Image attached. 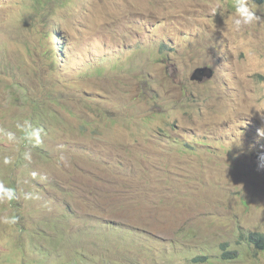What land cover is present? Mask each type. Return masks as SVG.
Returning <instances> with one entry per match:
<instances>
[{
    "label": "rangeland",
    "instance_id": "obj_1",
    "mask_svg": "<svg viewBox=\"0 0 264 264\" xmlns=\"http://www.w3.org/2000/svg\"><path fill=\"white\" fill-rule=\"evenodd\" d=\"M233 2L0 0V127L45 130L31 162L0 138L42 196L0 203V264H264V2L240 32Z\"/></svg>",
    "mask_w": 264,
    "mask_h": 264
},
{
    "label": "clouds",
    "instance_id": "obj_2",
    "mask_svg": "<svg viewBox=\"0 0 264 264\" xmlns=\"http://www.w3.org/2000/svg\"><path fill=\"white\" fill-rule=\"evenodd\" d=\"M221 7L222 5L218 3L213 9V13H215L217 9H221ZM233 7L234 11L232 13L231 20V27L233 31L240 32L245 27L261 21V16L257 15V5L253 3V0H234ZM209 68H211L215 74L214 69L212 67ZM213 76L210 79H212ZM210 79H205L201 83L209 81ZM258 113L260 114L261 120L264 121V111ZM15 127L17 131L10 130L6 127H0V138L5 140L9 145L12 146H18L20 144L25 145L27 150L23 151L22 153L23 159L31 162L32 149L43 144L45 130L42 127L35 126L30 119H24L22 123L18 122ZM17 132H19V135L17 134ZM257 134L260 137H264V128L258 129ZM60 147L63 148V145H61ZM15 159L16 156L14 155H3L2 157H0V163L4 165H13ZM61 159H63V154L61 155ZM258 167L264 168V153L258 155ZM30 176L33 180H39L40 182H44L47 179L45 175H42L36 170L31 171ZM20 199L29 202L40 201L42 200V196L40 193L30 189L18 191L17 187L0 181V203H7L9 207H11L12 202L18 201ZM19 220L20 217L14 212L11 215H0V224L6 226H15L19 223Z\"/></svg>",
    "mask_w": 264,
    "mask_h": 264
},
{
    "label": "trees",
    "instance_id": "obj_3",
    "mask_svg": "<svg viewBox=\"0 0 264 264\" xmlns=\"http://www.w3.org/2000/svg\"><path fill=\"white\" fill-rule=\"evenodd\" d=\"M257 3H263L264 0H255ZM238 243H246L248 245H253L257 249H264V233L259 231L242 230L238 235ZM221 256L223 260H235L238 257V252L236 250H231L227 248V243L221 245ZM196 258L195 260H197Z\"/></svg>",
    "mask_w": 264,
    "mask_h": 264
},
{
    "label": "water",
    "instance_id": "obj_4",
    "mask_svg": "<svg viewBox=\"0 0 264 264\" xmlns=\"http://www.w3.org/2000/svg\"><path fill=\"white\" fill-rule=\"evenodd\" d=\"M214 72L209 67H197L193 70L190 75L191 81H196L201 83L205 79H210L213 76Z\"/></svg>",
    "mask_w": 264,
    "mask_h": 264
}]
</instances>
